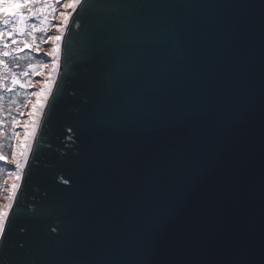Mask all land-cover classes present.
Masks as SVG:
<instances>
[{"label":"water","instance_id":"95a60500","mask_svg":"<svg viewBox=\"0 0 264 264\" xmlns=\"http://www.w3.org/2000/svg\"><path fill=\"white\" fill-rule=\"evenodd\" d=\"M0 264H264V0H81Z\"/></svg>","mask_w":264,"mask_h":264},{"label":"snow or ice","instance_id":"6c2138e0","mask_svg":"<svg viewBox=\"0 0 264 264\" xmlns=\"http://www.w3.org/2000/svg\"><path fill=\"white\" fill-rule=\"evenodd\" d=\"M56 2L58 0H0V44L5 49L0 52V69L5 71L8 69L4 57L12 54L7 51L9 45L6 40L8 38H11V43L16 45L12 49L13 52L31 49L35 53H40L43 51L41 45L47 42H51L52 45L45 53L46 56L52 57L50 65L45 63L34 64L31 62L28 64V68L31 69L32 74L45 76V79L42 81L40 90L32 93L36 98L35 101L31 99L27 101L31 105V109L27 113L28 119L23 124V135L21 137L18 132H12L11 139L16 140L17 143L11 152L10 159L0 151V161H7L15 165L16 168V172L10 174L14 178L6 197L7 202L0 204V237L6 235L9 214L13 208V201L16 199L17 189L20 187L21 175L23 174L25 165L28 163L29 153L32 151V142L36 137L37 128L39 127V117L52 93L56 74L60 67L61 41L69 23L71 12L61 11L59 13L60 23L53 25L51 19L56 18ZM80 3L81 0H67L63 4V8L75 11ZM32 21H38V23ZM50 27H55L59 34L49 35L46 40L41 37L38 42L36 34L47 32ZM20 45H23V47H20ZM28 59L30 61L31 57ZM45 69H48L47 73H45ZM22 75L26 77L29 73L26 71ZM7 79L8 77L4 75V72L0 71V87L6 88L8 91H12L17 84L22 88L31 84V81H28L27 84L21 83L15 73L11 74V87L7 85ZM2 99L3 97H0V100ZM11 123L13 128L20 124L19 120L16 119H13ZM3 124L4 122L0 121V127H3ZM3 135L4 133L0 132V136ZM2 148L3 144H0V149Z\"/></svg>","mask_w":264,"mask_h":264},{"label":"trees","instance_id":"16d2710c","mask_svg":"<svg viewBox=\"0 0 264 264\" xmlns=\"http://www.w3.org/2000/svg\"><path fill=\"white\" fill-rule=\"evenodd\" d=\"M63 0H58L55 3L56 9L60 5ZM72 13V10H70ZM56 19V18H55ZM51 19V23L53 24V20ZM37 22L38 21H32ZM52 27L48 29L47 32L37 33V41L39 42L40 38L43 37L45 40L47 36L51 34L50 30ZM19 39V37H17ZM9 47L7 51L12 54L8 57H4L5 62L8 65V69L5 71L0 69V71L4 72V75L8 77L6 83L9 87H11V74L15 73L17 78L21 81V83L27 84L28 81H31V84L27 87H20L19 84L15 86L12 91H8L6 88L0 87V97H3L0 100V121H3V127H0V132H3L4 135L0 136V144H3V148L0 149L2 153L11 158V152L15 147L17 141L11 139L12 132H20L24 119L27 116L28 111L30 110V104L27 103L29 99L33 101L34 96L32 93L36 91L37 88L42 84V81L45 79V76L34 75L32 74L31 69L28 68L29 62L31 63H45L50 59V57L45 55V48L48 46V42L41 45L43 51L40 53H35L31 49H24L22 52H13L12 49L16 47L11 43V38L6 40ZM23 47V45H20ZM3 45L0 44V52L4 51ZM29 57L31 60L29 61ZM28 72V76H23L22 73ZM41 116V115H40ZM13 119L19 120V126L13 128L11 121ZM23 130V129H22ZM0 201L2 200V196L4 194V190H6L7 180L9 175L16 170V168H12L7 161H0Z\"/></svg>","mask_w":264,"mask_h":264},{"label":"rangeland","instance_id":"374dc122","mask_svg":"<svg viewBox=\"0 0 264 264\" xmlns=\"http://www.w3.org/2000/svg\"><path fill=\"white\" fill-rule=\"evenodd\" d=\"M65 2H67V0H63L61 3H60V5L58 6V8L56 9V19L55 20H53V25H55V24H59L60 23V19H59V13L61 12V11H68V12H70V10L71 9H67V10H65L64 8H63V4L65 3ZM73 12V11H72ZM66 30V29H65ZM50 32H51V34L50 35H58L59 33L56 31V28L55 27H52L51 28V30H50ZM62 44V43H61ZM51 42H48V46L45 48V52L48 50V49H50L51 48ZM61 54V53H60ZM51 61H52V57H50V59L46 62V64H48V65H50L51 64ZM45 71V73H47V71H48V69H45L44 70ZM57 75V74H56ZM41 86H42V84L39 86V88H37L36 89V91L35 92H37V91H39L40 90V88H41ZM35 96H34V98H33V101H35ZM29 109H31V105H30V108ZM30 111V110H29ZM40 118V117H39ZM28 118L26 117L25 119H24V122L27 120ZM24 124V123H23ZM22 129H23V127H22ZM21 129V131L19 132V134H20V136L22 137V135H23V131H24V129L22 130ZM10 164V163H9ZM10 166L12 167V168H14L15 167V165H13V164H10ZM16 172V170H14L11 174H14ZM13 175H9V177H8V180H7V186H6V190H4V194H3V196H2V200L0 201V204H3V203H6L7 201H6V197H7V195H8V192H9V188H10V186H11V184H12V182H13Z\"/></svg>","mask_w":264,"mask_h":264}]
</instances>
